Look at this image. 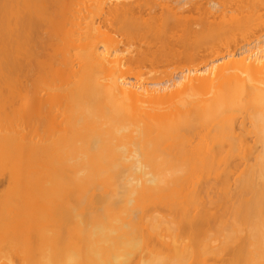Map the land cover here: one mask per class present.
I'll list each match as a JSON object with an SVG mask.
<instances>
[{
    "label": "bare ground",
    "instance_id": "bare-ground-1",
    "mask_svg": "<svg viewBox=\"0 0 264 264\" xmlns=\"http://www.w3.org/2000/svg\"><path fill=\"white\" fill-rule=\"evenodd\" d=\"M226 257L264 264V0H0V264Z\"/></svg>",
    "mask_w": 264,
    "mask_h": 264
},
{
    "label": "rangeland",
    "instance_id": "rangeland-1",
    "mask_svg": "<svg viewBox=\"0 0 264 264\" xmlns=\"http://www.w3.org/2000/svg\"><path fill=\"white\" fill-rule=\"evenodd\" d=\"M206 50V48H201L200 49V54H202L204 51ZM207 53H208V51H207ZM184 62L181 60V58H178V60H173V62H170L167 66H164L163 68H160V70L162 69V71L163 70H168V71H170L171 69H176V68H179V67H183L184 66ZM167 71V72H168ZM232 179H234V178H232ZM231 179V180H232ZM231 180H230V183H232L231 182ZM233 181V180H232ZM3 182V181H2ZM6 186V185H5ZM226 260H228L229 261V258L228 257H226L222 262H218L217 260H213L214 261V263H220V264H225V263H227V261ZM216 261V262H215ZM226 261V262H225ZM212 262V261H211ZM214 263H210V264H214Z\"/></svg>",
    "mask_w": 264,
    "mask_h": 264
}]
</instances>
